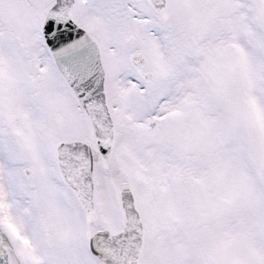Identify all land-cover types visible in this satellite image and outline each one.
<instances>
[{"label": "snow or ice", "instance_id": "obj_1", "mask_svg": "<svg viewBox=\"0 0 264 264\" xmlns=\"http://www.w3.org/2000/svg\"><path fill=\"white\" fill-rule=\"evenodd\" d=\"M0 264H264V0H0Z\"/></svg>", "mask_w": 264, "mask_h": 264}]
</instances>
